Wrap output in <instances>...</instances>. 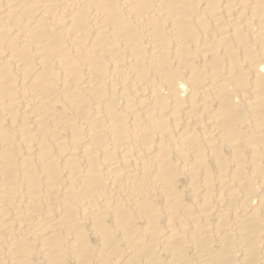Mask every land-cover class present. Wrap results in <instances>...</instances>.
<instances>
[{"label": "bare ground", "instance_id": "bare-ground-1", "mask_svg": "<svg viewBox=\"0 0 264 264\" xmlns=\"http://www.w3.org/2000/svg\"><path fill=\"white\" fill-rule=\"evenodd\" d=\"M0 264H264V0H0Z\"/></svg>", "mask_w": 264, "mask_h": 264}]
</instances>
